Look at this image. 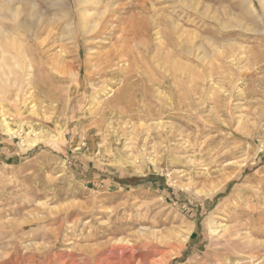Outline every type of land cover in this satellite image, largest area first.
I'll return each mask as SVG.
<instances>
[{
    "label": "rangeland",
    "instance_id": "374dc122",
    "mask_svg": "<svg viewBox=\"0 0 264 264\" xmlns=\"http://www.w3.org/2000/svg\"><path fill=\"white\" fill-rule=\"evenodd\" d=\"M0 264H264V0H0Z\"/></svg>",
    "mask_w": 264,
    "mask_h": 264
},
{
    "label": "bare ground",
    "instance_id": "6f19581e",
    "mask_svg": "<svg viewBox=\"0 0 264 264\" xmlns=\"http://www.w3.org/2000/svg\"><path fill=\"white\" fill-rule=\"evenodd\" d=\"M85 14H86V13H85ZM85 16H86V15H85ZM55 59H56V58H55ZM65 67H66V66H65ZM67 71H68V70H67ZM212 225H213V224H212ZM222 226H223V225H222ZM219 227H221V226H219ZM217 228H218V226H216V225H215V226H214V225L211 226V231H212V232H216V235H217V232H218V231H217ZM242 228H243V227H242ZM222 229H223V228H221V230H222ZM228 231H229V229L225 227V228H224V232H225V233H228ZM238 231H239V230H238ZM221 232H222V231H221ZM222 233H223V232H222ZM218 234H219V232H218ZM212 235H214V234H212ZM220 235H221V234H220ZM168 237H169V236H168ZM225 237H226V236H225ZM124 240H125V239H124ZM117 241H118V240H117ZM114 246H115V245H114ZM114 246H113V247H114ZM120 247H121V246H120ZM257 248H258V247H257ZM256 251H257V249H256ZM159 252H160V251H159ZM163 252H164V251H163ZM251 253H252V252H251ZM251 253H250V254H251ZM106 255H107V254H106ZM109 255H110V254H109Z\"/></svg>",
    "mask_w": 264,
    "mask_h": 264
}]
</instances>
